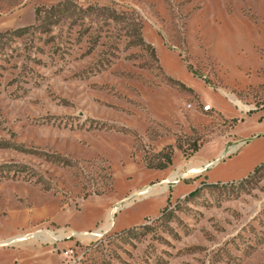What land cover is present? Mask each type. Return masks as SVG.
<instances>
[{"label":"rangeland","instance_id":"374dc122","mask_svg":"<svg viewBox=\"0 0 264 264\" xmlns=\"http://www.w3.org/2000/svg\"><path fill=\"white\" fill-rule=\"evenodd\" d=\"M41 22L0 37V264H264V0H0Z\"/></svg>","mask_w":264,"mask_h":264},{"label":"trees","instance_id":"16d2710c","mask_svg":"<svg viewBox=\"0 0 264 264\" xmlns=\"http://www.w3.org/2000/svg\"><path fill=\"white\" fill-rule=\"evenodd\" d=\"M37 21H41L42 18L44 17H47L48 15H46V12H45V9L43 7H38L37 8ZM39 29L41 31H47L49 30L50 28V25L49 23H46V22H41L39 25H31V26H28V27H24V28H19L17 30H14V31H5V32H0V37H4L5 35H8V34H14V35H17V36H23L24 34H26V32H28L30 29ZM170 158L168 157V160ZM262 170H264V163L261 164L260 166H258L256 168V170L254 172H252L248 177H246L245 179L243 180H240V184H244V183H249L251 181H253L257 176H259V174L262 172ZM229 183L227 184H223L224 186L228 185ZM212 185H218V184H212ZM198 192V189L193 191L191 193L192 194H195ZM145 227V226H144Z\"/></svg>","mask_w":264,"mask_h":264},{"label":"built area","instance_id":"2783aa9c","mask_svg":"<svg viewBox=\"0 0 264 264\" xmlns=\"http://www.w3.org/2000/svg\"><path fill=\"white\" fill-rule=\"evenodd\" d=\"M205 109H206V110H209V109H210V106H209V105H206V106H205ZM63 254H64L66 257L74 258V249H73V248L65 249V250L63 251Z\"/></svg>","mask_w":264,"mask_h":264},{"label":"bare ground","instance_id":"6f19581e","mask_svg":"<svg viewBox=\"0 0 264 264\" xmlns=\"http://www.w3.org/2000/svg\"><path fill=\"white\" fill-rule=\"evenodd\" d=\"M176 175H177V174L172 175V176L169 178V180H173L174 178H176ZM145 192H147L148 194H151V193H152L151 190H149V189H147V188H146ZM143 193H144V192H143ZM99 234H100V233H99ZM99 234H96V233H95V235L100 236ZM51 237L54 238V239L58 238L57 236H55V235H53V234H51Z\"/></svg>","mask_w":264,"mask_h":264}]
</instances>
